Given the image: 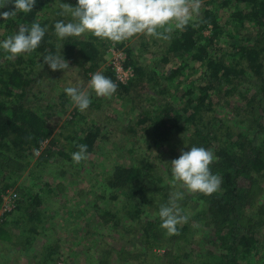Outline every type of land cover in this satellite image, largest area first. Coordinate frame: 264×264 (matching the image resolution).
<instances>
[{"label":"trees","instance_id":"trees-1","mask_svg":"<svg viewBox=\"0 0 264 264\" xmlns=\"http://www.w3.org/2000/svg\"><path fill=\"white\" fill-rule=\"evenodd\" d=\"M200 1H204V7L195 15V19L189 21L184 30L173 31L167 45L168 55L179 57L181 65L170 69L163 76L167 85L157 94L155 87L158 84H150L153 95L147 94L143 100L148 107L137 108L139 111L136 121L129 127L131 134H140V140L146 142L147 146L168 147V143L175 136L189 130L185 127L188 126L193 131L196 147L205 148L211 136L208 131L217 120L213 114L219 103H213L212 94L219 93L225 103V99L242 83L245 70L249 71L254 79L259 81L260 88L264 89V0ZM53 2L54 0H35L31 12H17L7 20L0 19V42L15 35L21 25L30 28L33 23H39L47 29L39 47L31 53L21 54L14 60H6L5 52L0 49V195L12 190L10 188L16 183L12 176L18 175L9 173L10 160L21 158L27 163V155L23 153L39 149L52 135L49 126L52 114H56V109L65 111L72 105L65 93L57 97L58 103L42 102L40 99H34L32 103L27 102V90L35 82L34 78L40 70L39 64H43L44 56L57 55L60 50V55L68 66L83 64L84 75L94 72L104 62L106 40L91 35L66 37L63 40L56 36V22L49 21L46 16ZM13 5L14 0H8L4 7H0V13L13 11ZM72 5L75 7L76 2ZM62 13L59 9L52 11L55 19L72 21L70 14ZM206 30L209 31L208 35H204ZM252 32L255 34L251 35ZM110 42L108 41L107 45ZM100 50L103 53H100ZM127 57L126 65L134 66L130 52ZM162 62H168V57H164ZM135 66V73L140 72L138 65ZM186 67L188 73L184 76L182 69ZM194 70L196 79L191 80L195 74ZM47 72L53 73L51 70ZM40 73L39 76L47 75L43 71ZM105 76L114 82V74L109 69ZM135 79L136 82H141L143 77L141 79L136 75ZM134 84L132 81L127 87ZM146 85L149 86V83ZM164 95H170L171 98L165 100ZM33 96L35 97V94ZM260 118L261 115L256 112L248 119H243L242 126L234 129L219 123L218 128L222 126L217 132L220 136L224 135L226 142L216 149L218 159L210 165V169L214 175L222 178V183L217 192L211 195L202 194L200 198L206 208V211H203L210 215L204 225L213 224V236L220 241L218 248L221 253L197 254L194 256L196 264H251L253 258L261 260L260 264H264V254L262 257L260 252L264 248V215L255 219L251 214L246 216L240 211L242 201H247L250 196L255 195L254 192H262L264 197V184L255 179L264 177V135L261 133L263 128ZM99 138V129L92 126L83 129L80 134L75 132L74 137L66 135L72 153L78 151V145L81 144L87 145V154L93 152ZM134 150V147H130L127 153L130 154ZM62 156L67 157L64 153ZM140 156L138 159L133 158L134 162H131L128 168L116 167L114 181L108 184L111 188L121 190L129 209L133 203L150 200L156 204L161 199L158 184L148 183L152 178L151 171L148 170L150 164ZM47 162L48 157H44L39 163L37 161L36 166ZM243 180L248 183L241 189L240 182ZM38 205V197H32L29 202L17 200L11 213L16 212L15 217L23 222H33L38 214L32 212L31 208L34 210ZM96 211L100 213L102 209L96 208ZM139 212V209L131 214L127 211V215ZM11 213L1 217L2 242L6 236L4 226L9 223L5 218ZM104 216L109 217V213ZM111 218L116 219L113 215ZM114 224L117 225L116 222ZM145 231H151V236L155 237V231L152 229ZM150 234L142 235L149 249L157 246L151 240ZM258 236L261 238L258 239ZM172 258L173 261L169 264H181L179 256Z\"/></svg>","mask_w":264,"mask_h":264},{"label":"rangeland","instance_id":"rangeland-1","mask_svg":"<svg viewBox=\"0 0 264 264\" xmlns=\"http://www.w3.org/2000/svg\"><path fill=\"white\" fill-rule=\"evenodd\" d=\"M74 2L77 3V0H54L53 4H50V10L46 12L48 20L61 21L54 18L52 11L59 9L63 12L62 3L73 7ZM203 2L200 1L199 10L204 7ZM157 31L162 36L167 35L168 39L138 34L122 42H110L107 45L108 41H106L103 64L86 75H84L85 67L82 69L83 64L82 66L69 65V68L53 73L47 72L50 70L48 66H43L42 70L38 71L34 78L35 82L27 90L28 103H32L34 99L58 103L57 97L65 93V88L78 87L90 92L91 104L84 112L74 108L73 103L65 111L56 109V114H52L49 121L52 129L50 138L45 140L39 149L23 153L27 155V163L21 158L10 160L8 163L9 173L18 175L12 176L16 183L10 188L16 192L18 201L29 202L32 197H38L39 200V205L34 210L31 208L32 212L38 214L35 221L23 222L14 217L16 212L5 218L9 223L4 227L11 226V233L16 236V243L9 244L12 248H18V243L23 247L27 244L31 254L32 251L43 252L42 248L45 247L49 251L43 253L52 252L59 255V258H52L53 264L67 262L68 264H141L144 262L169 264L171 260L173 261V256H179L181 264H196L194 256L197 254L204 255L211 252L218 255L221 253L218 248L220 241L213 236V224L204 225V222H208L210 215L203 211H206V208L200 198L201 193L185 195V198L179 202L183 209L182 214L188 216V220L187 223L177 226L180 229L177 235H167L160 228L159 217L154 218L160 205L168 201L169 193L173 191L168 183L171 179V168L168 164L178 159L182 151L187 152L191 147H196L192 136L193 131L188 126L185 127L189 130L175 136L168 143V147L147 146L146 142L140 140L142 138L140 134L133 135L129 130L130 125L133 126L132 123L136 121L139 111L137 108L147 106L143 100L147 94L153 95L150 84H155L153 82L158 84L155 87L157 94L167 85L163 76L170 69L181 65L179 57H173L167 53V45L173 31L166 33L162 28ZM208 34V30L204 31V35ZM254 34L252 32L251 35ZM220 44L223 45V43ZM112 45L116 48L122 45L117 50L125 53L126 59L128 52L133 57L134 66L126 65V60L123 63L126 69L127 66L132 67L134 73L131 78H128V82L125 81V84L116 82L113 63L114 70L110 67ZM100 53L103 52L100 50ZM164 57H168V62H162ZM136 64L141 71L135 73ZM106 69L114 74L117 90L110 98L97 97L88 89V83L94 73L107 74ZM41 71L46 72L47 75L39 76ZM182 73L184 76L188 73L187 67L182 69ZM194 73L191 80L196 79L195 70ZM136 75L141 79L143 77V80L136 82ZM132 81L135 84L127 87ZM241 82L238 89L225 99V103L219 93L212 94L213 103H219L213 114L217 120L208 131L211 136L205 149L212 151L215 157L216 149L226 142L224 135L220 136L217 132L222 126L218 128L220 122L223 126L234 129L242 126L243 119H248L252 114L259 112L261 115L259 121L263 128L261 133L264 135V89L260 88L259 81L254 79L247 70ZM147 83L149 86L146 85ZM246 89L249 90L246 91ZM163 97L165 100L171 98L170 95ZM91 126L99 129L100 138L94 145V151L87 154L88 158L75 164L71 158L72 152L66 135L74 137L75 132L80 134L83 129H89ZM130 147H134L135 150L129 154L127 150ZM62 153L67 157H63ZM139 156L149 162L148 170L151 171L152 178L148 183L158 184L161 199L156 204L150 200L133 203L134 205H131L129 209V206L126 207L128 203L123 198L121 190L111 188L108 184L114 181L116 167L128 168L130 163L134 162L133 158L138 159ZM44 157H48V162L36 166L37 161L39 163ZM1 173L4 174L3 171ZM255 179L264 184V177ZM247 183V180L241 181L240 188L243 189ZM253 194L255 195L250 196L247 201H242L240 211L242 210L246 216L251 214L258 219L264 215V197L262 192ZM96 208L102 211L99 213ZM136 209L140 212L129 215L130 217L127 215V211L131 214ZM107 213L109 217L104 218ZM111 215L116 219L111 218ZM115 222L117 225L114 224ZM21 227L27 228L21 230ZM29 228L30 230H27ZM150 229L155 231V237L151 236V231H145ZM145 233L150 234L151 240L157 246L154 245L149 249L145 239L142 238ZM260 238L261 236H258V239ZM1 244L0 264H20L10 253L8 244ZM260 252L261 255L264 254V248ZM141 255L146 257L142 258ZM11 256L13 261L11 259L9 262L8 258ZM260 263L259 259H251V264Z\"/></svg>","mask_w":264,"mask_h":264},{"label":"clouds","instance_id":"clouds-1","mask_svg":"<svg viewBox=\"0 0 264 264\" xmlns=\"http://www.w3.org/2000/svg\"><path fill=\"white\" fill-rule=\"evenodd\" d=\"M8 0L0 2L4 7ZM35 0H14L13 11L0 13V19L7 20L17 12L32 11ZM62 14H70L72 21H58L54 25L55 34L63 40L66 37L91 35L94 38L122 42L138 34L150 37L168 39L167 35L158 32L164 29L166 33L174 30H184L194 14L199 13L200 0H77L76 6L61 4ZM47 29L39 23L31 27L21 25L15 35L0 42V49L5 52L6 60H14L21 54H28L39 47ZM51 71H62L69 68L68 63L60 55H46L43 64ZM88 89L97 97L110 98L117 90V85L102 73H94L88 83ZM65 94L75 107L84 112L91 104L90 92L78 87H67ZM79 150L72 153L75 164L86 160L87 145H78ZM218 158L213 152L203 147H191L187 152H181L178 159L171 161V179L168 181L172 192L169 199L161 204L155 217H159L160 228L169 236L178 234V225L187 223L188 216L183 215L179 202L185 195L201 193L211 195L217 192L222 178L211 172L210 165Z\"/></svg>","mask_w":264,"mask_h":264},{"label":"crops","instance_id":"crops-1","mask_svg":"<svg viewBox=\"0 0 264 264\" xmlns=\"http://www.w3.org/2000/svg\"><path fill=\"white\" fill-rule=\"evenodd\" d=\"M26 228L27 227H25V228L21 227V230L22 229L26 230ZM27 230H30V228L27 229ZM4 231H5L4 233L6 234V236L3 238L4 242L0 241V244L1 243L2 244L3 243L8 244V246L10 247L9 248L10 253L12 254V256H15V258L20 262V264H53V259L54 258L55 259L59 258V255L57 253H51L50 252L49 254H46V253H48L49 250H47L45 247H43L42 250H43V252L45 251L46 253H43V252H40V251H37L35 253L34 251H32L31 254L29 253L30 249H29V245H27V244L24 245V247H23V246H21L20 243H18V248H12L11 245L16 243L15 242L16 241V239H15L16 236H15V234L11 233L12 227L11 226L6 227L4 229ZM29 243H30V246H31V242H29ZM9 244H11V245H9ZM15 249H16V251H15ZM4 256H6V255L4 254ZM12 256L10 258H8L9 262L12 259ZM11 261H13V259ZM66 264H68V262Z\"/></svg>","mask_w":264,"mask_h":264},{"label":"built area","instance_id":"built-area-1","mask_svg":"<svg viewBox=\"0 0 264 264\" xmlns=\"http://www.w3.org/2000/svg\"><path fill=\"white\" fill-rule=\"evenodd\" d=\"M112 59H111V65L110 67L113 69V66L115 68V76H116V82L120 84H125V81L128 82V78H131L134 73L132 67H128L127 69L124 68L123 63L126 60L125 53L122 51H119L118 47L116 48L114 45H112ZM113 60V61H112ZM113 63V66H112ZM114 70V69H113ZM0 218L7 213H11L15 206L16 202L18 200L16 192L13 190L6 191L5 193L0 195Z\"/></svg>","mask_w":264,"mask_h":264}]
</instances>
